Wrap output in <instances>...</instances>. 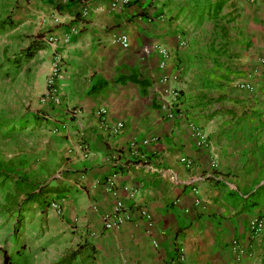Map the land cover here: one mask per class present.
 <instances>
[{
	"label": "crops",
	"instance_id": "0c3cea01",
	"mask_svg": "<svg viewBox=\"0 0 264 264\" xmlns=\"http://www.w3.org/2000/svg\"><path fill=\"white\" fill-rule=\"evenodd\" d=\"M4 3L9 47L37 66L42 94L60 59L58 103L42 107L68 172L52 209L61 250L11 237L0 264H172L178 244L187 264H264V226L253 240L248 228L264 221V0ZM238 88L261 89L245 92L250 109L214 113ZM116 200L150 223L105 230Z\"/></svg>",
	"mask_w": 264,
	"mask_h": 264
},
{
	"label": "rangeland",
	"instance_id": "374dc122",
	"mask_svg": "<svg viewBox=\"0 0 264 264\" xmlns=\"http://www.w3.org/2000/svg\"><path fill=\"white\" fill-rule=\"evenodd\" d=\"M4 1L0 3L5 5ZM5 12H8V8L2 7L0 10V243L12 237L17 246L21 241L31 245L35 244L37 239L44 238L45 246L51 250L50 253L56 254L61 250L62 243L55 236L56 230L53 228L56 226L55 214L51 204L58 200L54 195L55 188L66 187V184L58 183L60 177L68 172L61 156L64 147L54 128H49V125L53 126L55 122L54 115L46 112L42 107L46 102L52 105L54 103L49 98L46 100L42 94L44 78L37 71V62L36 67H33L32 61L24 59L18 48L12 52V48L9 47L11 36L6 34L8 18ZM235 90L237 94L230 92L228 98L227 94H223L221 101L214 99V113L220 111L217 109V104L226 112L237 103L238 110L242 113L250 109L244 100L248 89ZM260 91L261 89L248 90L252 94V99L255 96L259 97ZM233 95L238 97V102L233 101ZM20 250L21 247L18 251Z\"/></svg>",
	"mask_w": 264,
	"mask_h": 264
},
{
	"label": "built area",
	"instance_id": "2783aa9c",
	"mask_svg": "<svg viewBox=\"0 0 264 264\" xmlns=\"http://www.w3.org/2000/svg\"><path fill=\"white\" fill-rule=\"evenodd\" d=\"M131 0H120L122 5L129 3ZM114 3L113 5H115ZM119 42L126 46V37L121 36ZM63 67L60 63V59L58 57H53L51 69L47 74L45 80V88H44V98L46 100L51 99L54 104H57V95L59 92L57 81L62 76ZM100 112V111H99ZM102 112V110H101ZM118 126V125H117ZM56 132V129H54ZM114 178L107 179L104 181V187L109 192L115 193V183L113 182ZM197 192V191H196ZM195 192V194H196ZM51 208L57 213L61 212V206L57 202H53L51 204ZM136 218L141 220H145L150 223V215L148 211L144 207L135 208V207H126L120 200H116L114 202L113 210L103 216V228L105 230H114L119 228L123 223L134 221ZM264 226V221L261 216H255L249 221V233L251 240L255 239L262 231ZM235 250L237 249V244L234 243ZM237 252L241 253L240 249H237ZM172 264H187L184 248L178 244L175 246L173 252Z\"/></svg>",
	"mask_w": 264,
	"mask_h": 264
},
{
	"label": "trees",
	"instance_id": "16d2710c",
	"mask_svg": "<svg viewBox=\"0 0 264 264\" xmlns=\"http://www.w3.org/2000/svg\"><path fill=\"white\" fill-rule=\"evenodd\" d=\"M33 52H34V47H30V48H28V49L26 50L27 57H28V58L32 57ZM70 257H71V256H69V257L63 259L62 261L59 262V264H68ZM6 261H7V259L5 258V264H7Z\"/></svg>",
	"mask_w": 264,
	"mask_h": 264
}]
</instances>
